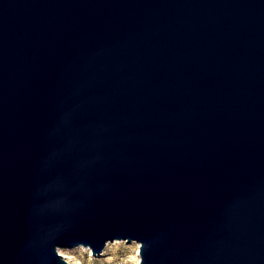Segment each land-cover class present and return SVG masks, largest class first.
Here are the masks:
<instances>
[{
  "label": "water",
  "instance_id": "95a60500",
  "mask_svg": "<svg viewBox=\"0 0 264 264\" xmlns=\"http://www.w3.org/2000/svg\"><path fill=\"white\" fill-rule=\"evenodd\" d=\"M116 241L264 264V0H0V264Z\"/></svg>",
  "mask_w": 264,
  "mask_h": 264
},
{
  "label": "rangeland",
  "instance_id": "374dc122",
  "mask_svg": "<svg viewBox=\"0 0 264 264\" xmlns=\"http://www.w3.org/2000/svg\"><path fill=\"white\" fill-rule=\"evenodd\" d=\"M139 248L140 245L136 242L126 244L123 241H116L109 243L104 252L96 258L92 249L83 246L61 248L59 253L71 254L78 258L81 264H140Z\"/></svg>",
  "mask_w": 264,
  "mask_h": 264
},
{
  "label": "bare ground",
  "instance_id": "6f19581e",
  "mask_svg": "<svg viewBox=\"0 0 264 264\" xmlns=\"http://www.w3.org/2000/svg\"><path fill=\"white\" fill-rule=\"evenodd\" d=\"M61 252V251H60ZM64 260L68 263V264H81V262L79 261L78 258H76L75 256L71 255V254H62L60 253ZM139 255H140V248H139ZM141 259V256H140Z\"/></svg>",
  "mask_w": 264,
  "mask_h": 264
}]
</instances>
